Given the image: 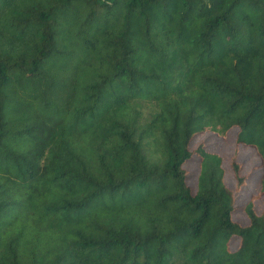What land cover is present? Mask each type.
I'll return each mask as SVG.
<instances>
[{
    "label": "trees",
    "instance_id": "trees-1",
    "mask_svg": "<svg viewBox=\"0 0 264 264\" xmlns=\"http://www.w3.org/2000/svg\"><path fill=\"white\" fill-rule=\"evenodd\" d=\"M261 195L264 0H0V264H264Z\"/></svg>",
    "mask_w": 264,
    "mask_h": 264
},
{
    "label": "rangeland",
    "instance_id": "rangeland-1",
    "mask_svg": "<svg viewBox=\"0 0 264 264\" xmlns=\"http://www.w3.org/2000/svg\"><path fill=\"white\" fill-rule=\"evenodd\" d=\"M199 141H203L206 150L217 152L222 156V166L224 169V183L230 187L235 194V208L232 212V219L241 224L248 222L243 208L247 200L258 192V180L260 176V168H258L259 159L255 155L251 147L239 145L235 148L234 134L230 132L226 137H218L212 133L205 132L196 135L191 141V148H194ZM236 149V150H235ZM232 157L240 163V174L245 176L243 184L238 190L235 189V180L233 178L232 169L230 166ZM187 169V184L195 188L197 174V157L194 156L191 160L185 163ZM254 209L257 213H264V195L254 200ZM237 242L236 238L230 240V246L233 247Z\"/></svg>",
    "mask_w": 264,
    "mask_h": 264
}]
</instances>
